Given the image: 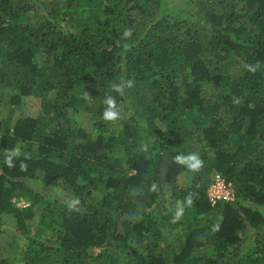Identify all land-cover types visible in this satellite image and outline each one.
<instances>
[{"label":"trees","instance_id":"obj_1","mask_svg":"<svg viewBox=\"0 0 264 264\" xmlns=\"http://www.w3.org/2000/svg\"><path fill=\"white\" fill-rule=\"evenodd\" d=\"M186 2L0 0V231L9 214L23 235L47 232L26 264H264V213L245 203L264 205V0ZM122 79L134 82L123 96ZM31 96L38 113H21ZM189 152L200 171L174 163ZM214 173L234 200L211 203ZM165 182L170 205L150 191Z\"/></svg>","mask_w":264,"mask_h":264},{"label":"rangeland","instance_id":"obj_2","mask_svg":"<svg viewBox=\"0 0 264 264\" xmlns=\"http://www.w3.org/2000/svg\"><path fill=\"white\" fill-rule=\"evenodd\" d=\"M170 4H172L174 1L177 2L180 5L183 6H190L188 5V2L186 0H169ZM35 20V19H34ZM212 86L210 84H205V93H207L211 89ZM210 92V91H209ZM40 109V101L36 97H29L25 104L21 108V113H30V114H37ZM7 115V112L4 108L0 107V118L5 117ZM85 114L81 111H78L75 113V116H73V120L83 124L89 131L94 132V124L92 120H86ZM202 143H198V145H201ZM157 187L164 191L166 203L170 205L173 201L172 196V190L171 186L169 184L165 183H158L156 184ZM19 205H25L27 204V200L22 199H16ZM248 204V201L245 202ZM192 207H188V212L190 211ZM262 211L264 212V206L261 207ZM3 225L2 230L0 231V259H7L8 262L11 264H26L25 261V251L28 247V245L32 242V240L36 237V241H42L47 236V232H42L40 235H34L31 233L30 235H23L20 232L16 230V224L15 219L12 215L6 214L3 215ZM180 227L177 229H174L173 232L180 231ZM36 231V230H35ZM181 232V231H180ZM179 233V232H178ZM177 236L176 234L169 237L170 240L175 238ZM35 242V240H34ZM96 252L99 251L98 248L95 249Z\"/></svg>","mask_w":264,"mask_h":264},{"label":"clouds","instance_id":"obj_3","mask_svg":"<svg viewBox=\"0 0 264 264\" xmlns=\"http://www.w3.org/2000/svg\"><path fill=\"white\" fill-rule=\"evenodd\" d=\"M131 35H132V31L131 29H128L123 33L122 38L129 39ZM125 47H127V45H125ZM259 68H260L259 61H257V63L254 65L249 64L247 66L248 71L252 73H255ZM133 86H134V82L132 80L122 79L120 83H116L112 86V91L123 96L125 95V90L130 89ZM84 95L86 99L90 97V94L87 92H85ZM235 102L239 103V100H236ZM103 104L105 105L103 113H102L103 120L114 122L121 118V112L117 105L115 96L105 95L103 99ZM21 155H22V146L17 144L14 148L7 149L5 151L4 163L7 165V167L14 168L16 166L14 161L18 159ZM173 161L177 165L186 167L192 172H198L204 166V161L198 152H189L188 154L178 153L173 157ZM20 168L23 171L27 168V165L23 161H21ZM150 191L158 192L159 188L154 183L151 186ZM130 193L132 195H136L138 194V190L131 189ZM195 195H196L195 193L189 192L182 200L176 201L175 207L174 209H172V223H177L180 219H182L186 207L193 206ZM218 230H219V225L217 224L214 226L213 231H218Z\"/></svg>","mask_w":264,"mask_h":264},{"label":"built area","instance_id":"obj_4","mask_svg":"<svg viewBox=\"0 0 264 264\" xmlns=\"http://www.w3.org/2000/svg\"><path fill=\"white\" fill-rule=\"evenodd\" d=\"M207 193L212 204L221 201H232L236 198L233 184L219 173L213 174Z\"/></svg>","mask_w":264,"mask_h":264},{"label":"crops","instance_id":"obj_5","mask_svg":"<svg viewBox=\"0 0 264 264\" xmlns=\"http://www.w3.org/2000/svg\"><path fill=\"white\" fill-rule=\"evenodd\" d=\"M247 205H249L250 207H252V208H255V209H258V210H260V211H262V209H261V207L262 206H259V205H257V204H254V203H252L251 201H248V204ZM264 206V205H263ZM263 212V211H262ZM264 213V212H263Z\"/></svg>","mask_w":264,"mask_h":264}]
</instances>
